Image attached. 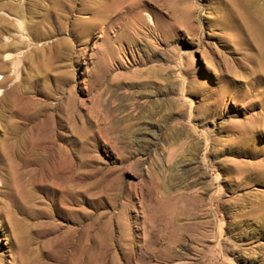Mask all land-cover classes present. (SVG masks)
I'll return each mask as SVG.
<instances>
[{"label": "rangeland", "instance_id": "obj_1", "mask_svg": "<svg viewBox=\"0 0 264 264\" xmlns=\"http://www.w3.org/2000/svg\"><path fill=\"white\" fill-rule=\"evenodd\" d=\"M16 1L0 264H264V51L226 2Z\"/></svg>", "mask_w": 264, "mask_h": 264}, {"label": "bare ground", "instance_id": "obj_2", "mask_svg": "<svg viewBox=\"0 0 264 264\" xmlns=\"http://www.w3.org/2000/svg\"><path fill=\"white\" fill-rule=\"evenodd\" d=\"M71 1H73V0H71ZM108 1H110V0H105V3H103V2L95 0L94 3H96V5L90 6L87 3H84V5H85L84 7H85V9H88L91 11L92 16H95V18H98L97 19L98 22H99V20L100 21L102 20L101 21V23H102V22H105V20H107V17L109 16V11L113 12V10H111L112 6L110 3H108ZM115 1H117V0H113V3ZM222 1L226 2V5H228V9L221 12L223 17L221 19L217 20V24L222 25L221 27H223V28L230 29L232 31V33L233 32L237 33L239 30L245 31L248 39L250 41H252L258 47V49H261L264 51V5L262 4V6H261L260 5L261 3L258 4L255 2V0H222ZM32 2H34V1H32ZM64 2H66V1H64ZM67 2H69V1H67ZM219 2L221 3V1H219ZM33 6L34 5L30 6L29 9L28 8L25 9L16 0L15 1L5 0V1L0 2V8L1 9H4L6 7V9H8L9 11H12L16 14H19V16L20 15L24 16L25 14H27L29 12H30V14H34ZM66 6L68 7V5H66ZM70 6H72V5L70 4ZM115 6H116V4H115ZM67 11L70 12L69 9ZM135 12H136L137 18L140 20L141 16L139 14V9L135 10ZM47 15H49V14H47ZM150 18H151V16H150ZM13 44H15V43H13ZM11 45H8L7 47H9ZM15 45H17V44H15ZM5 63H7V62H5ZM5 63L0 64V68L8 65V64L6 65ZM6 80H7V78H5L4 76H0V92H1V86L6 82ZM145 84L147 85L148 83H145ZM114 126H115V124H114ZM113 131L115 133L116 127L114 128ZM174 133H173L174 135L179 136V135L183 134V129L177 128ZM123 134H124L123 137L127 138L126 132ZM111 136H112V134H111ZM117 138L119 139V135ZM115 139H116V137H115Z\"/></svg>", "mask_w": 264, "mask_h": 264}]
</instances>
